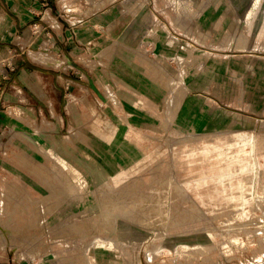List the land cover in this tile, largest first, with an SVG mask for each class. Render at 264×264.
<instances>
[{
  "label": "rangeland",
  "instance_id": "374dc122",
  "mask_svg": "<svg viewBox=\"0 0 264 264\" xmlns=\"http://www.w3.org/2000/svg\"><path fill=\"white\" fill-rule=\"evenodd\" d=\"M0 39V264H264V0H0Z\"/></svg>",
  "mask_w": 264,
  "mask_h": 264
},
{
  "label": "crops",
  "instance_id": "0c3cea01",
  "mask_svg": "<svg viewBox=\"0 0 264 264\" xmlns=\"http://www.w3.org/2000/svg\"><path fill=\"white\" fill-rule=\"evenodd\" d=\"M111 13L113 12L110 10V8L103 9V10L101 9L95 13L96 16H94L93 18L94 19H115L116 16L117 17L121 16V13H119L118 15L113 13L114 16L112 17L110 15ZM136 14H137L136 16L134 17L131 16V17L132 18H142V19L150 18V14H148L146 11L144 12L143 10L140 12H137ZM10 16L13 17V19L15 20L14 22L15 29H17V27H21L25 25V23L20 22V19L17 15L10 13ZM7 17L10 18L8 15ZM22 22H24V20H22ZM98 40L99 41L92 42V49H94L96 45L100 44L101 39H98ZM4 42L5 41L0 39V44H3ZM74 45L75 46H73L72 48V53H69L67 49L69 47H67L65 43H62V41H60V43L58 44V47L63 52V54L67 53L65 56H66L67 62L69 63L68 66L69 67L73 66L76 71L84 74V72H86L84 70L85 68L84 65L83 64L80 65L79 63H76L75 60L77 59L73 57L74 55H72V54H77V52L81 50L79 49V45L81 44L77 43ZM20 53L22 55L20 58H17L18 60L17 65H16L17 71L16 73H11L10 78H13L12 80L17 79V82L20 83L21 87H23L25 91L30 92L35 97V99L39 101L42 107L52 108L53 111L54 110L57 111L56 109H59V111L61 112V98L62 96L66 94L67 89H69L70 86L83 89V87L80 86L78 82L74 81L72 77H67V76L63 77L61 70L59 69L54 70L52 67H49V69H47L48 65H36L31 61V59H29L27 53L23 52L22 50H20ZM70 57L74 59L70 60L69 59ZM27 61L31 63L32 65H34L35 68H29L27 65ZM31 71L35 72V74H33L34 75L33 79L31 77V74H32ZM46 72L47 74L44 75L43 73H46ZM15 75H16V78H14ZM184 99L185 97L183 98L182 102H184ZM99 116H101L100 113H99ZM81 117H82V121L86 120V114H82ZM81 117H78V118H81ZM71 118H74L73 113H72ZM97 120H98L97 121L98 125L100 126V123H99L100 118Z\"/></svg>",
  "mask_w": 264,
  "mask_h": 264
},
{
  "label": "water",
  "instance_id": "95a60500",
  "mask_svg": "<svg viewBox=\"0 0 264 264\" xmlns=\"http://www.w3.org/2000/svg\"><path fill=\"white\" fill-rule=\"evenodd\" d=\"M89 85L91 86V88L100 96L102 97V95L99 93V91L97 90V88L95 87V85L93 84V81L90 79L89 80Z\"/></svg>",
  "mask_w": 264,
  "mask_h": 264
},
{
  "label": "trees",
  "instance_id": "16d2710c",
  "mask_svg": "<svg viewBox=\"0 0 264 264\" xmlns=\"http://www.w3.org/2000/svg\"><path fill=\"white\" fill-rule=\"evenodd\" d=\"M27 65H28L29 68H35V66L32 65L31 63H29L28 61H27Z\"/></svg>",
  "mask_w": 264,
  "mask_h": 264
},
{
  "label": "bare ground",
  "instance_id": "6f19581e",
  "mask_svg": "<svg viewBox=\"0 0 264 264\" xmlns=\"http://www.w3.org/2000/svg\"><path fill=\"white\" fill-rule=\"evenodd\" d=\"M95 239H97V238H95ZM93 243V242H92ZM231 248V247H230Z\"/></svg>",
  "mask_w": 264,
  "mask_h": 264
}]
</instances>
